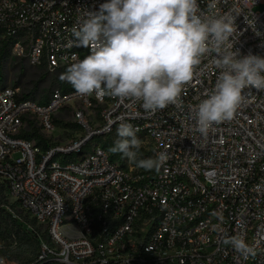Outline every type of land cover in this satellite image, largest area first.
<instances>
[{
    "label": "built area",
    "instance_id": "1",
    "mask_svg": "<svg viewBox=\"0 0 264 264\" xmlns=\"http://www.w3.org/2000/svg\"><path fill=\"white\" fill-rule=\"evenodd\" d=\"M105 2L0 0V31L14 56L64 73L74 57L90 54L71 43L78 12ZM198 3L208 12L210 0ZM258 5L264 0H217L212 10L235 17L233 50L241 56L264 57V9ZM214 55L183 86L179 106L151 115L139 101L81 96L71 84L46 102L25 98L19 86L0 89V185L47 230L38 261L264 264V91L246 89L233 118L201 134L192 116L217 81ZM63 111L79 129L60 141L55 132ZM121 122L139 129L153 157L167 153L159 171L126 169L94 143ZM30 125L44 143L22 136ZM224 232L243 236L255 257L223 244Z\"/></svg>",
    "mask_w": 264,
    "mask_h": 264
},
{
    "label": "clouds",
    "instance_id": "2",
    "mask_svg": "<svg viewBox=\"0 0 264 264\" xmlns=\"http://www.w3.org/2000/svg\"><path fill=\"white\" fill-rule=\"evenodd\" d=\"M216 3L210 0L208 12L201 10L198 0H109L98 10H81L70 29L71 43L90 49V54L74 57L60 79L81 96L139 101L151 115L169 105L179 106L183 86L202 60L215 54L217 81L192 116L195 129L207 135L214 124L233 118L246 89L264 91V57L241 56L233 50L238 36L235 17L213 12ZM137 131L121 122L110 151L145 170L159 171L167 153L137 160L141 147ZM221 242L244 258L256 255L243 236L224 232Z\"/></svg>",
    "mask_w": 264,
    "mask_h": 264
},
{
    "label": "rangeland",
    "instance_id": "3",
    "mask_svg": "<svg viewBox=\"0 0 264 264\" xmlns=\"http://www.w3.org/2000/svg\"><path fill=\"white\" fill-rule=\"evenodd\" d=\"M264 5L256 6V10H263ZM5 38L0 32V52L4 45ZM61 72L58 74L51 73L47 71L45 68L34 67L29 64L28 61L24 59H20L12 54L10 46L8 47V52L5 55L3 61V77L0 81V89L7 86H19L22 90L23 94H30V98L34 99L38 102H46L49 100L52 92L57 88H67L69 83L66 81H62L60 79ZM58 120L62 121L61 127L56 130L55 135L59 136L60 141H65L74 136V128L72 126H66V123H73L72 113L68 111H63L59 116ZM30 129V128H29ZM67 129V130H64ZM137 137L141 141V147L137 154V160L153 158L150 145L148 141L139 134H136ZM118 138L117 129L110 135L105 138L99 137L94 143H100L108 150L111 158H113L117 163H119L122 167L126 169H137L145 172H149L152 170H145L144 168L138 167L137 164L133 161L128 160L121 153H113L110 149L114 145V141ZM19 154H16L15 157H18ZM7 199L10 204H14V207L7 206L9 212H11L14 216L17 217L18 221L23 224L24 228L27 227L28 224L24 219L30 221V216L28 213L15 204L16 200L13 196L7 195ZM34 227V226H33ZM35 229L38 231H43V226L36 224ZM27 229V228H26ZM15 245V244H14ZM1 258V255H0ZM0 264H22L21 260L17 259H6L3 258L0 260Z\"/></svg>",
    "mask_w": 264,
    "mask_h": 264
},
{
    "label": "trees",
    "instance_id": "4",
    "mask_svg": "<svg viewBox=\"0 0 264 264\" xmlns=\"http://www.w3.org/2000/svg\"><path fill=\"white\" fill-rule=\"evenodd\" d=\"M9 46H11V40L5 39L0 52V81L3 77V61ZM23 96L30 98V94H23ZM56 123L61 126L63 122L57 121ZM66 126H72L74 131L79 129L78 126L72 123H66ZM22 136L29 140H37L40 143H44L42 136L33 125H30V130L24 131ZM7 195H10L9 191L4 185H0V260L3 258L17 259L21 260L22 264H62L55 260L38 261L41 246L40 236L48 239L47 230L38 231L35 229L34 227L38 222L29 214L30 221H27V219H24V221L31 226L27 225V229L24 228L17 217L7 209V206L14 207V204L9 203ZM15 204L18 205V202H15Z\"/></svg>",
    "mask_w": 264,
    "mask_h": 264
}]
</instances>
